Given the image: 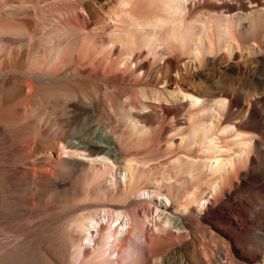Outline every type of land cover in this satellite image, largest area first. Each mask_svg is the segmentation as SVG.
<instances>
[{"label":"bare ground","instance_id":"6f19581e","mask_svg":"<svg viewBox=\"0 0 264 264\" xmlns=\"http://www.w3.org/2000/svg\"><path fill=\"white\" fill-rule=\"evenodd\" d=\"M109 1L0 0V264H264V40L235 33L264 0L185 4L216 13L195 72L176 28L150 60L105 35ZM215 27L238 48L220 74Z\"/></svg>","mask_w":264,"mask_h":264},{"label":"rangeland","instance_id":"374dc122","mask_svg":"<svg viewBox=\"0 0 264 264\" xmlns=\"http://www.w3.org/2000/svg\"><path fill=\"white\" fill-rule=\"evenodd\" d=\"M101 1L104 2L105 0H101ZM129 1L134 2V0H127V1L125 0V2H129ZM155 1L157 4H159V6L162 5L161 7L165 5L164 4L165 2H167L166 5L172 6L171 14L169 13L168 16L166 15L167 16L166 18L167 19L170 18L171 20H168V21L166 20V22H162V21L160 22L157 19L159 18L158 17L159 15H163L162 12H160L162 14L159 13L158 15H155V17H153V14L157 13V11L150 13L151 15L148 14L149 19L147 18V20L145 19L135 20V19H130L128 17L126 18V16H123V14H121L120 12L122 8L126 9L128 7L127 5H124L125 4L124 0H110L108 4H106V6H103L104 11H106L108 15L111 17L110 20L108 19L109 23L110 22L112 23V24L110 23L112 25L111 27L109 25L107 26L108 30L106 29L105 35L111 34L112 36L116 38H120L121 36H127L128 34H130L129 36H132L136 43L134 42L133 44L131 43L127 45L125 44L124 49L126 51L129 50V48L133 49L134 51H140V52L144 51L143 53L144 58L147 60H150L155 55L154 54L155 51L165 50L164 49L165 45L162 43L161 39L162 40L165 39V36L167 37L170 31L173 30L172 28H176L177 34L179 36H182L186 42V49L184 48V50L181 52V55L187 57V59L188 58L190 59V70L192 72L203 70L204 63L199 64V60L201 59V57L204 56L206 60V59L211 58V56L214 54L212 48H210V43H209L210 41L208 39L211 33L210 31L211 29L209 27L211 25H208V24L213 22V25H214V21L212 18L207 20L205 17H208L207 15L209 14H210L209 16H212V15L214 16L216 13H214L213 11H208V12L206 11V14L204 13L199 14V12H197L196 15L198 18H201V15H202V18L199 21L195 20L193 14H191L187 18L185 17L183 18V16H187V13H186L187 10L184 8L185 4H188V3L194 4V2H196L197 0H149L150 3H148V0H141V1L139 0V2L137 1L138 5L136 6L135 11L140 13L141 6L144 3L146 4L147 2L148 5L150 4L149 6H151V3ZM163 17L165 18V16ZM206 21H209V22H206ZM204 23H207L208 26L205 25ZM114 24L116 25L114 26ZM245 24L246 25L243 28L237 26L235 33L238 39H240L242 43V49H243L242 53L244 54L247 52V54H250V52L253 51L252 50L253 48L250 49V46L248 44H251L254 40H262V41L264 40V18L256 17L253 20L252 26L249 25L248 23H245ZM215 29L216 31H219V30L221 31V35L216 33V36H215V46H216V50H218L215 54L219 56V54L222 51H228L229 53L227 62L217 61L212 67L213 70H215L216 74H220L228 70L229 66H233L232 65L234 63L233 57H234L235 52L238 51V48H237V42L228 35L225 28L222 27L221 29H219L215 27ZM197 47L200 48L201 51H198ZM157 56L158 55H156V57ZM167 56L168 54L162 55V56L160 55L159 58H161V60L163 61V59L166 58ZM180 67L183 68V65H181ZM228 73L233 79H236V80L238 79L237 74L235 72L228 71ZM173 75H175V73H173ZM160 83L161 84L159 86L166 85L167 87L170 86L169 88L174 87V84L172 83L170 85L165 84L163 81H161ZM216 203H214L211 206V210L209 209L210 211L213 212V211L222 210L221 212H225L226 210L240 209V205H237L234 203L225 204L224 200L222 201L219 200ZM132 238L134 239L136 243H139V241L142 239L140 233L137 230L134 231V233L132 234ZM134 250H135V247L129 244L127 249L123 252V257L126 262L129 261V259L131 258V254L134 252Z\"/></svg>","mask_w":264,"mask_h":264}]
</instances>
